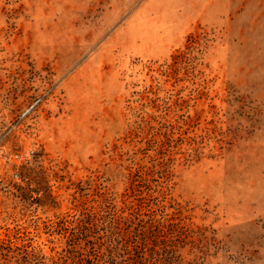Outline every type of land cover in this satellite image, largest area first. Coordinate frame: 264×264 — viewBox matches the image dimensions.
I'll return each instance as SVG.
<instances>
[{
  "label": "rangeland",
  "instance_id": "obj_1",
  "mask_svg": "<svg viewBox=\"0 0 264 264\" xmlns=\"http://www.w3.org/2000/svg\"><path fill=\"white\" fill-rule=\"evenodd\" d=\"M135 211L147 264H264V0H0V246L136 264Z\"/></svg>",
  "mask_w": 264,
  "mask_h": 264
},
{
  "label": "trees",
  "instance_id": "obj_2",
  "mask_svg": "<svg viewBox=\"0 0 264 264\" xmlns=\"http://www.w3.org/2000/svg\"><path fill=\"white\" fill-rule=\"evenodd\" d=\"M16 176H18L20 181H22V183L26 185L27 187L32 184V178L24 174L22 170ZM45 185H46V181H45ZM17 188L18 190L21 189L20 186H17ZM45 189L48 190V187L45 186ZM17 197H22L23 199H27L26 194H23V193H19V196ZM47 198H49L51 204H54L53 198L51 197L49 193H47ZM40 199L41 198H38V202H41ZM130 216H132V219L131 217L130 219L124 218L122 221L123 224L126 225L125 228L120 229L118 226L115 227V220H114V226L112 227V231L114 229H117L116 234L118 235V238H119L117 245L120 244V248H117V246L114 247V250L112 251V253L114 254V258L120 257L121 253L124 254L128 252L127 246H126V243H128L129 244L128 246H130L131 248L132 255H136V258L138 259L136 264H147L148 260H147L145 252L143 251V249L147 247L146 245L147 242H145V238H146L145 234L146 232H149L152 230H159V229L157 228L155 224H153L154 221L149 218L148 213L139 214V213H136L135 211L134 213L132 212V215ZM97 225H98V221H97L96 215L91 216L89 214L88 215L86 214V219L84 220V222L82 221L81 233L83 234V237L86 238V242H85L86 251H87L86 258L88 256H90V258L88 259L79 258L78 261L80 262V264L82 263H85V264H99L100 263L101 264L102 263L101 259L97 255L98 252H96L93 244L87 239L88 238L87 234L89 233V230L92 228H96ZM123 230L125 231L122 232ZM124 233H126L127 237L133 236V238L130 239L129 242H125V244L123 245L121 240L122 241L124 240L123 239ZM110 234H111L110 237H112L113 233L111 232ZM182 234L183 233H179L177 240L180 239V236ZM160 237H162L160 241V245H164V248L161 246L158 252H160L159 253L160 255H162L163 253L165 255L164 257L165 259L164 260L161 259L162 263L163 264H183L184 262L182 258H180L179 256L180 255L179 248L181 247L176 246L175 242L172 241L171 244L169 245V248H166V242L163 240L164 235H160ZM154 238H156V236H154ZM88 244L89 246L91 245L89 249L87 247ZM156 244L157 242L154 241V246ZM28 248L29 246H24V247H11V246L4 247L3 245L0 246V264H47L46 258L40 252L35 251V250H29ZM109 253H111V251H109ZM174 254L175 256H172ZM108 261L109 260L104 261V263L111 264Z\"/></svg>",
  "mask_w": 264,
  "mask_h": 264
}]
</instances>
